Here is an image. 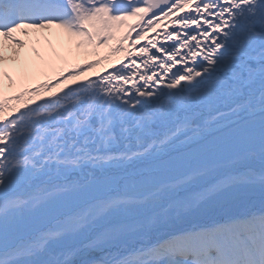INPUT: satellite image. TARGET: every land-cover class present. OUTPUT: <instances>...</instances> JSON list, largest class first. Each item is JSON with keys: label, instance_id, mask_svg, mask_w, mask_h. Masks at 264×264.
<instances>
[{"label": "snow or ice", "instance_id": "6c2138e0", "mask_svg": "<svg viewBox=\"0 0 264 264\" xmlns=\"http://www.w3.org/2000/svg\"><path fill=\"white\" fill-rule=\"evenodd\" d=\"M52 27L108 54L26 86ZM240 186L259 212L174 227ZM0 264H264V0H0Z\"/></svg>", "mask_w": 264, "mask_h": 264}, {"label": "bare ground", "instance_id": "6f19581e", "mask_svg": "<svg viewBox=\"0 0 264 264\" xmlns=\"http://www.w3.org/2000/svg\"><path fill=\"white\" fill-rule=\"evenodd\" d=\"M37 35L40 37H43L44 39L38 40L36 43L37 45L43 49V50H54L60 57H64L66 52L69 49H72L71 40L72 38L68 37L66 33L62 29H58L55 27L41 30ZM27 39V38H25ZM63 41L64 43L61 44L60 41ZM72 52V50H71ZM73 54V53H72ZM23 55H30V52L28 49H25L23 52ZM72 55L68 56L67 59H62L60 62L64 64L65 67H69V60ZM124 60V54L121 53V55L113 61L109 62H102L101 65L91 68L89 70H85L81 75H78L75 79L77 81L83 82L87 78L95 79L98 75H103L109 71H111L112 67L114 65L118 66L121 61ZM59 62H54L53 65L48 69L47 75L35 77L30 79L27 83L30 82H36L38 80H45L48 77H52L53 75H56V69L58 67ZM14 75V74H13ZM69 85L73 84V81L70 79L68 81ZM63 87V85L61 86ZM66 90V89H65ZM11 91V90H10ZM9 91V92H10ZM59 91V90H57ZM42 96L48 97L51 95L50 92H43L41 93ZM35 102H39L40 97H34ZM24 103H31L30 101H23L19 102V105L21 107V110H23V104ZM240 199H247L248 201L244 202L243 208H246L247 210L253 208L252 206H260V190L258 187H245L240 186L232 189L225 198L213 202L206 206V213L203 214L197 221L192 223L187 222H178L174 227L179 228H187V227H193L197 224H205L207 220L217 218V215L219 214H227V213H234L236 209H234L233 204L237 203ZM242 206L239 205L238 208H241ZM237 208V209H238ZM87 243V241H83L81 243H78V247L84 251L86 249L84 248V245ZM99 256L100 254L97 253Z\"/></svg>", "mask_w": 264, "mask_h": 264}, {"label": "rangeland", "instance_id": "374dc122", "mask_svg": "<svg viewBox=\"0 0 264 264\" xmlns=\"http://www.w3.org/2000/svg\"><path fill=\"white\" fill-rule=\"evenodd\" d=\"M140 21H138L136 18H130V19H127L124 23V26L120 27L119 29L117 30H114L115 32V35L117 37L119 36H122L128 29L129 26H132L133 23H138ZM136 25V24H135ZM115 46V41L111 42L109 47H114ZM125 46H127V41H125ZM72 50V56L70 58V62H69V67H65L64 64L60 61H58V67L56 69V75H53L52 77H48V79H45V80H52V79H55L56 76L61 72H67L69 69H72V68H76L80 65H83V64H86L89 60H92V59H98L100 58V56H103V55H107L108 54V50L109 48L108 47H101L100 49L97 50V55L93 56V55H87V56H84V55H80L77 53V50H75L74 48L71 49ZM122 52H119L117 53L115 56H110L108 60H104L102 62H109V61H113V60H116L120 55H121ZM102 62L99 64L101 65ZM97 65V66H99ZM96 66V67H97ZM91 69V68H90ZM85 70H89V69H85ZM41 81H44V80H38L36 82H30V83H27L26 86H35L36 83L38 82H41ZM16 91L15 89L11 90L9 92V94H12V92ZM27 97L23 98L22 101L20 102H23V101H27ZM19 102H16V101H13V104H17Z\"/></svg>", "mask_w": 264, "mask_h": 264}]
</instances>
